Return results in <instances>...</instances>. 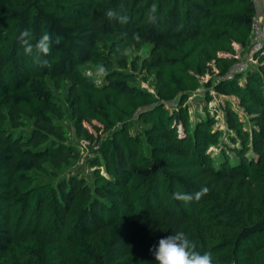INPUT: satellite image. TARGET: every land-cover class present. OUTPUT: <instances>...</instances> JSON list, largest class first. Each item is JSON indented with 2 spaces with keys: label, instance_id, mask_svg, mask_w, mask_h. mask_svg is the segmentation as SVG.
I'll return each instance as SVG.
<instances>
[{
  "label": "trees",
  "instance_id": "16d2710c",
  "mask_svg": "<svg viewBox=\"0 0 264 264\" xmlns=\"http://www.w3.org/2000/svg\"><path fill=\"white\" fill-rule=\"evenodd\" d=\"M252 14L251 0H0V264H158L150 249L180 231L213 264H264ZM25 30L33 44L49 34L47 56L25 54ZM235 46L250 52L239 72ZM206 74L222 101L208 110L205 90L190 120ZM69 125L88 144V174L68 169L81 153ZM202 188L198 201L174 198Z\"/></svg>",
  "mask_w": 264,
  "mask_h": 264
},
{
  "label": "clouds",
  "instance_id": "9594fccd",
  "mask_svg": "<svg viewBox=\"0 0 264 264\" xmlns=\"http://www.w3.org/2000/svg\"><path fill=\"white\" fill-rule=\"evenodd\" d=\"M156 11L157 6L154 3L148 12L147 19L149 22L156 21ZM106 15L109 19L115 18L122 24L128 22V17L126 15H121L112 10H109ZM122 35L126 36L127 34L123 33ZM19 38L23 43L25 54L37 60H39L41 56H47L51 51L52 41L47 32H45L35 44L31 42V33L27 30L21 33ZM104 73L105 69L101 66L98 69V74L103 75ZM208 191V188H202L194 194L176 192L174 193V198L184 201L185 203L191 202L193 199L198 201L203 195H206ZM150 251L153 253L158 264H213L212 253L210 251L203 253L197 251L196 242L190 240L183 231L159 239L158 245L153 246Z\"/></svg>",
  "mask_w": 264,
  "mask_h": 264
},
{
  "label": "rangeland",
  "instance_id": "374dc122",
  "mask_svg": "<svg viewBox=\"0 0 264 264\" xmlns=\"http://www.w3.org/2000/svg\"><path fill=\"white\" fill-rule=\"evenodd\" d=\"M235 50V55L237 57V61L238 62H244L245 60H249L250 59V54H247L246 52H240V48L235 46L234 47ZM127 52L129 54H131L130 49H127ZM214 79V76L210 75V74H206L204 76H202L199 79V82L201 84V86L194 91L193 93L190 94V96H188L187 100H186V104L188 105V113L190 114V120L193 119V113L195 111L200 112L203 106V103L199 100V98L202 96V94L205 92V90H208L209 95L211 96V101L206 103V108L208 110L211 111L212 107H215L217 104H219V102L222 101V98L220 96L214 95V93L211 91L210 86L207 85V82ZM143 87L146 86V84H141ZM52 92L53 94L56 96L57 99H59L60 101H62V97H63V91H56L52 88ZM230 102H231V106L234 110H236L240 116V118L244 121V124L246 123L248 116H246V114L242 111V109L237 107V101L235 99V97H226ZM218 119L217 116L215 117V119L218 121H216V123L213 125V127H217L219 129H222V121H221V114L218 113ZM68 132L70 133L71 139L77 143L78 146H80L81 148V153L78 157V159L71 164V166L68 168L69 170L72 171H79L83 174H88L89 170L84 166V159L85 156L88 154V144L82 140L77 138L74 134H73V129L72 127L69 125L68 126ZM68 244L65 245V250H67L68 248Z\"/></svg>",
  "mask_w": 264,
  "mask_h": 264
},
{
  "label": "built area",
  "instance_id": "2783aa9c",
  "mask_svg": "<svg viewBox=\"0 0 264 264\" xmlns=\"http://www.w3.org/2000/svg\"><path fill=\"white\" fill-rule=\"evenodd\" d=\"M251 2L253 14L249 21L247 52L259 48L264 40V0H251ZM234 57L237 59L236 55ZM243 67L244 62L237 61L231 66L230 70L239 72Z\"/></svg>",
  "mask_w": 264,
  "mask_h": 264
}]
</instances>
